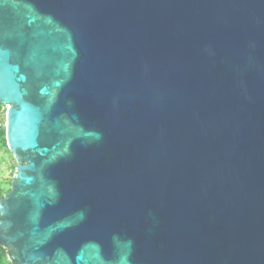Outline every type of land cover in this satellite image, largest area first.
Here are the masks:
<instances>
[{
  "label": "water",
  "instance_id": "1",
  "mask_svg": "<svg viewBox=\"0 0 264 264\" xmlns=\"http://www.w3.org/2000/svg\"><path fill=\"white\" fill-rule=\"evenodd\" d=\"M12 264H264V0H0Z\"/></svg>",
  "mask_w": 264,
  "mask_h": 264
},
{
  "label": "trees",
  "instance_id": "2",
  "mask_svg": "<svg viewBox=\"0 0 264 264\" xmlns=\"http://www.w3.org/2000/svg\"><path fill=\"white\" fill-rule=\"evenodd\" d=\"M5 111H6L5 105L1 104L0 105V150H2L11 161V165H12L11 171H12V179H13L15 175L16 162L6 144ZM12 179H9L6 184L5 182L4 183L0 182V198L10 190V184ZM0 264H12L8 260L6 249L2 245H0Z\"/></svg>",
  "mask_w": 264,
  "mask_h": 264
},
{
  "label": "rangeland",
  "instance_id": "3",
  "mask_svg": "<svg viewBox=\"0 0 264 264\" xmlns=\"http://www.w3.org/2000/svg\"><path fill=\"white\" fill-rule=\"evenodd\" d=\"M11 166L10 159L0 150V182H5L6 184L9 179H12Z\"/></svg>",
  "mask_w": 264,
  "mask_h": 264
},
{
  "label": "built area",
  "instance_id": "4",
  "mask_svg": "<svg viewBox=\"0 0 264 264\" xmlns=\"http://www.w3.org/2000/svg\"><path fill=\"white\" fill-rule=\"evenodd\" d=\"M6 107V106H5Z\"/></svg>",
  "mask_w": 264,
  "mask_h": 264
}]
</instances>
